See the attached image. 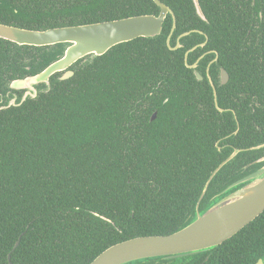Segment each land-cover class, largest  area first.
I'll list each match as a JSON object with an SVG mask.
<instances>
[{
    "label": "trees",
    "instance_id": "obj_1",
    "mask_svg": "<svg viewBox=\"0 0 264 264\" xmlns=\"http://www.w3.org/2000/svg\"><path fill=\"white\" fill-rule=\"evenodd\" d=\"M161 1L176 17L171 46L184 31L203 33L170 49L167 14L159 35L85 56L68 79L56 72L47 91L38 84L36 97L0 109V264H89L119 241L170 234L189 220L210 174L234 148L264 142V0H199L206 20L193 0ZM159 11L154 0H0V23L44 30ZM65 46L0 38L4 99L10 91L19 100L11 81L39 73ZM210 49L197 62L198 80L186 63ZM216 52L209 75L222 112L205 72ZM219 67L229 75L224 85L217 84ZM263 156L264 147L240 151L214 176L199 208ZM261 255L264 210L179 264H251Z\"/></svg>",
    "mask_w": 264,
    "mask_h": 264
},
{
    "label": "water",
    "instance_id": "obj_2",
    "mask_svg": "<svg viewBox=\"0 0 264 264\" xmlns=\"http://www.w3.org/2000/svg\"><path fill=\"white\" fill-rule=\"evenodd\" d=\"M160 11L154 14H139L101 22L52 27L44 30L27 29L14 25L0 23V38L9 40L18 45L47 46L57 43L66 44L63 54L49 63L42 71L34 75L17 78L11 81L12 89H24V93L15 102L10 99L5 107L20 105L28 97L34 98L38 94L36 85L44 83L46 89L50 88L49 79L56 72H62L60 80L68 79L74 74L69 69L77 60L91 55L104 54L112 46L132 40L137 37H155L162 31L163 22L170 14L173 18L172 28L166 39L170 49L181 46L180 37L188 34L185 32L178 36L175 46L170 45V38L175 29V16L172 9L161 0H154ZM197 14L205 19L199 0H193ZM199 32V30H191ZM205 40L185 52V60L189 52L197 47H203ZM217 53L213 61H216ZM198 61V60H197ZM197 61L186 65L195 68ZM198 80L202 75L194 71ZM213 89L216 108L223 111L217 104L216 89L207 73ZM221 83L228 81L229 75L221 69ZM156 112L151 115V120ZM235 117V115H234ZM236 119V117H235ZM238 130V122L237 129ZM264 147V142L246 149ZM234 148L232 152L212 171L207 179L202 192L197 200L193 214L182 227L166 235H143L132 237L114 243L100 252L89 264H136L155 260H167L169 264H179L183 259L210 251L223 241L236 234L241 228L250 223L264 210V156L254 163H260L253 171L233 181L223 190L215 194L203 208L200 203L207 188L217 172L242 150ZM103 219H106L102 216ZM17 241L14 248L18 245ZM10 262V257L8 255ZM256 264H264L261 260Z\"/></svg>",
    "mask_w": 264,
    "mask_h": 264
},
{
    "label": "flooded vegetation",
    "instance_id": "obj_3",
    "mask_svg": "<svg viewBox=\"0 0 264 264\" xmlns=\"http://www.w3.org/2000/svg\"><path fill=\"white\" fill-rule=\"evenodd\" d=\"M167 5V4H166ZM174 13V12H173ZM174 16H175V14H174ZM128 17V16H127ZM123 18V17H122ZM206 18V17H205ZM206 20V19H205ZM172 24H173V18H172ZM175 27H176V17H175ZM191 30H198V29H191ZM191 30H189V31H184V32H182L181 34H183V33H185V32H189L188 34H190L191 33ZM200 31V30H199ZM201 33H203L202 31H201ZM181 34H179V35H181ZM188 34H186V35H188ZM178 35V36H179ZM186 35H184V36H186ZM178 36H177V38H178ZM205 36H207V35H205ZM183 37V36H182ZM181 38V37H180ZM207 40H208V37H207ZM177 41V40H176ZM201 43V42H200ZM199 44V43H198ZM206 44V43H205ZM197 45V44H196ZM195 46V45H194ZM210 53H213V49H210V50H207V51H205V52H203L198 58H197V60L199 61L201 58H203L205 55H207V54H210ZM217 53V52H216ZM216 56V55H215ZM217 57H218V54H217ZM215 58V57H214ZM214 58H212V59H210L209 61H208V63H207V65H206V69H205V72H206V75H207V73L209 74V69H210V66L212 65V63L213 62H215V61H213L214 60ZM187 60V59H186ZM185 60V61H186ZM196 60V61H197ZM197 61V62H198ZM193 64V63H192ZM198 65V64H197ZM197 65H196V67H197ZM196 67L195 68H193L194 69V71H197L196 70ZM190 68V67H189ZM221 69H222V67H219L218 68V70L216 71V79H217V84L218 85H224V84H226V83H224V84H222L221 83V77H220V74H221ZM224 69V68H223ZM199 72V71H198ZM61 73V75L63 74L62 72H60ZM195 74V73H194ZM210 76V75H209ZM211 78V77H210ZM202 80V79H201ZM212 80V79H211ZM210 83V82H209ZM214 83V82H213ZM210 86H211V84H210ZM214 86H215V89H216V85H215V83H214ZM9 87H10V85H9ZM11 88V87H10ZM211 88H212V86H211ZM18 91H20L21 93H20V95H22L23 93H24V89H20V90H18ZM212 91H213V89H212ZM12 92V91H11ZM8 94L6 95L7 96V98L6 99H4V97L0 94V109H2L4 106H6L7 105V103L10 101V99H12V98H14V97H16L15 98V102H17L18 101V95H17V93H14V92H12L11 94H12V96H10L9 97V94H10V91L9 92H7ZM215 101V100H214ZM6 108V107H5ZM154 112H156V111H154ZM156 117V116H155ZM151 118V117H150ZM151 120V119H150ZM263 255H261V256H259V257H257L256 258V260H254L251 264H256L258 261H262L263 263H264V257H262ZM252 260V257H246V261H247V263H250V261Z\"/></svg>",
    "mask_w": 264,
    "mask_h": 264
}]
</instances>
